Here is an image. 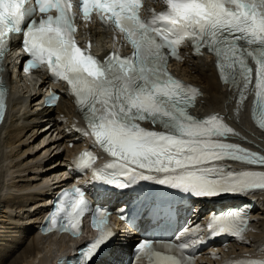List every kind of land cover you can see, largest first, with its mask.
Returning <instances> with one entry per match:
<instances>
[{
    "label": "snow or ice",
    "instance_id": "obj_1",
    "mask_svg": "<svg viewBox=\"0 0 264 264\" xmlns=\"http://www.w3.org/2000/svg\"><path fill=\"white\" fill-rule=\"evenodd\" d=\"M162 4L163 10L144 20L141 0H78L85 19L95 11L131 46V55L112 52L101 60L76 43L72 0H36L35 6H28V0H0V59L10 37L22 35L21 46L29 56L24 70L46 65L52 78L67 83L90 130L86 134L113 158L105 168L93 170L94 181L116 189L149 181L193 197L264 191V172H235L217 163L228 159L264 167V156L225 143L233 129L219 117L191 116L188 108L198 90L167 71L169 58H178L181 45L190 44L197 52L204 47L215 55L221 81L239 90L243 103L253 86L251 59L256 65L253 87L259 127L264 129V0H162ZM3 98L0 88V107ZM55 99V94L49 97V106ZM143 121L161 130H148L141 126ZM84 156L87 159L81 157L77 163L87 169L94 158L91 153ZM89 210L83 190L64 193L44 231L76 236L81 217ZM109 215L96 209L93 226L99 234L82 250L78 264H96L105 248L117 242L107 227ZM244 222L239 211L213 216L209 234L242 236ZM188 248V243L144 240L137 252L149 264H192L185 254Z\"/></svg>",
    "mask_w": 264,
    "mask_h": 264
},
{
    "label": "bare ground",
    "instance_id": "obj_2",
    "mask_svg": "<svg viewBox=\"0 0 264 264\" xmlns=\"http://www.w3.org/2000/svg\"><path fill=\"white\" fill-rule=\"evenodd\" d=\"M90 32L96 46L106 53L110 41L108 31L91 26ZM184 53L186 59L173 62L172 68L201 90L191 111L199 117L213 114L230 125L233 133L225 141L264 152V131L250 118L254 95L250 94L241 103L239 92L220 80L214 56L192 53L189 48ZM13 65L9 62L4 73L9 86L8 112L0 126V264H59L58 256L63 251L77 249L76 240L41 236L36 226L52 190L60 186L61 178L69 180L64 175L69 172L71 156L86 144L81 133L83 120L66 95L56 107H43L40 98L44 82L37 84V80L11 74ZM143 125L159 128L149 121ZM250 196L257 198L258 208L251 214L247 232L227 246L205 251L202 264L264 256V191L241 194L233 202ZM210 207L197 203L194 218L198 223L206 220Z\"/></svg>",
    "mask_w": 264,
    "mask_h": 264
}]
</instances>
